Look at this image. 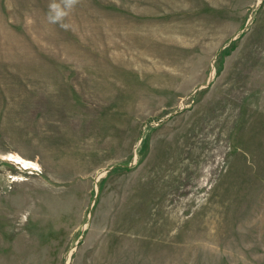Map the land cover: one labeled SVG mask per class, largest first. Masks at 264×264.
Returning a JSON list of instances; mask_svg holds the SVG:
<instances>
[{"label":"rangeland","instance_id":"374dc122","mask_svg":"<svg viewBox=\"0 0 264 264\" xmlns=\"http://www.w3.org/2000/svg\"><path fill=\"white\" fill-rule=\"evenodd\" d=\"M0 264H264V0H0Z\"/></svg>","mask_w":264,"mask_h":264}]
</instances>
